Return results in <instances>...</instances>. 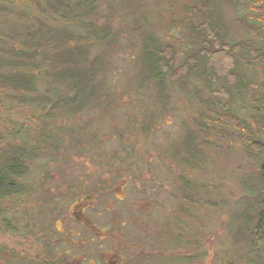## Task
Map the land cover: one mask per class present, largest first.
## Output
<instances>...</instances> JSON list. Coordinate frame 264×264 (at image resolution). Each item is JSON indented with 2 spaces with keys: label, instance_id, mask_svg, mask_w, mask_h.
Listing matches in <instances>:
<instances>
[{
  "label": "rangeland",
  "instance_id": "obj_1",
  "mask_svg": "<svg viewBox=\"0 0 264 264\" xmlns=\"http://www.w3.org/2000/svg\"><path fill=\"white\" fill-rule=\"evenodd\" d=\"M77 1L0 0V38L33 58L36 77L33 92L3 89L1 136L38 149L25 181L32 194L5 205L0 264H264V237L253 234L261 157L221 121L199 75L167 79L161 95L137 78L145 35L172 47L176 66L200 49L193 27L205 1L97 0L91 20L113 40L106 50L88 42L107 65L101 101L69 110L53 106L72 93L37 45L50 29L86 37L55 9ZM214 9L226 43L249 40L264 54V21L245 0ZM238 64L230 112L256 131L264 72Z\"/></svg>",
  "mask_w": 264,
  "mask_h": 264
},
{
  "label": "trees",
  "instance_id": "obj_2",
  "mask_svg": "<svg viewBox=\"0 0 264 264\" xmlns=\"http://www.w3.org/2000/svg\"><path fill=\"white\" fill-rule=\"evenodd\" d=\"M204 1L201 22L193 27L201 40L200 49L176 66L174 49L167 45L160 46L145 35L138 59L137 78L140 81L151 82L160 95L164 92L167 79L171 82L183 81L192 73L205 79L215 98L214 104L221 111L219 114L221 121H227L235 127L242 144L261 157L259 174L264 191V115L255 117L256 131H253L244 120L230 112L232 93L229 90L238 82V63L249 68L258 67L264 72V54L254 48L249 40L235 44L224 41L218 20L215 19L214 8L222 2L231 0ZM245 1L249 10L258 14L255 18L264 21V0ZM96 3L97 0H78L73 6L60 3L63 9L55 8L66 25L75 24L84 27L87 34L85 38L76 36L70 31L57 29H50L38 38L37 46L44 49L38 52L42 53L40 60L48 68L49 76L59 83H64L67 90L72 93L70 97L57 98L53 106L57 105L69 110L81 109L94 100L101 99L107 65L104 54L91 56L88 42L101 41L103 50H106L113 40L110 39L108 32H103L104 29L97 30L94 21L91 20ZM239 22L246 31H251L252 27L243 21L239 20ZM74 41L79 44H75ZM8 47L0 38V110L3 103L7 102L3 89L28 93L36 88V77L28 71L34 63L31 62L33 58L31 59L30 55H23V51ZM134 84H137L136 81ZM260 103L264 111V96ZM1 133L4 132L1 131L0 124V147L4 143L3 139L6 140L4 149L0 152V223L5 220L3 217L7 212L5 205L32 194L30 193L31 189H34L32 184H27L25 181L30 171V160L37 156L38 151V149L34 150L35 152L29 150L25 143L11 144L12 133H7L6 137H2ZM46 194L43 191L42 197ZM261 204H264V193L263 199L257 203L258 209L255 210L257 219V224L253 228L255 239L264 237V209L259 210ZM45 262L46 260L43 261L44 264Z\"/></svg>",
  "mask_w": 264,
  "mask_h": 264
}]
</instances>
